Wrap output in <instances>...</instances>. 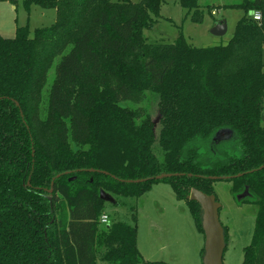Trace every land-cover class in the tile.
I'll return each mask as SVG.
<instances>
[{
    "label": "trees",
    "instance_id": "1",
    "mask_svg": "<svg viewBox=\"0 0 264 264\" xmlns=\"http://www.w3.org/2000/svg\"><path fill=\"white\" fill-rule=\"evenodd\" d=\"M176 1L196 23L215 8ZM25 4L55 9L56 20L0 34V264H140L137 227L101 222V190L139 198L168 183L204 233L189 195H216L221 180L235 197L249 186L258 211L242 264H264V0L232 4L244 16L227 44L209 47L182 32L148 40L164 0ZM149 93L159 96L158 135L151 117L122 105ZM221 129L233 131L223 149Z\"/></svg>",
    "mask_w": 264,
    "mask_h": 264
},
{
    "label": "rangeland",
    "instance_id": "2",
    "mask_svg": "<svg viewBox=\"0 0 264 264\" xmlns=\"http://www.w3.org/2000/svg\"><path fill=\"white\" fill-rule=\"evenodd\" d=\"M25 1L0 0V34L3 37L14 38L17 28L26 24H29L33 35L35 28L50 26L55 22V9L37 5L28 9ZM240 1L201 0L202 5H214L215 8L212 13L204 8L203 21L196 23L176 0H164L158 22L145 34L150 42H173L182 32L187 41L197 47L227 44L234 34L237 21L245 14L241 8L230 7ZM222 19L227 21V33L215 36L210 32L211 28L215 21ZM53 78L54 68L49 72L45 97ZM158 102L159 96L149 93L138 104L123 102L122 105L138 109L151 117L155 134L158 135L161 126ZM229 143V140H225L217 146L223 149ZM213 186L221 204L220 221L228 230L224 264H242L244 249L253 236L258 205L238 201L231 182L216 181ZM105 213L112 219L137 227V244L143 256L140 264H202L201 251L205 245V235L197 229L186 202L178 199L170 184H153L151 190L139 198L114 196L113 201L105 203ZM97 264L110 263L99 255Z\"/></svg>",
    "mask_w": 264,
    "mask_h": 264
},
{
    "label": "water",
    "instance_id": "3",
    "mask_svg": "<svg viewBox=\"0 0 264 264\" xmlns=\"http://www.w3.org/2000/svg\"><path fill=\"white\" fill-rule=\"evenodd\" d=\"M227 29V21L222 19L215 21L210 32L215 36H223L227 33ZM261 120L264 122V111L261 114ZM232 134L233 131L231 129H221L216 133L214 140L219 142L226 138H230ZM172 175L173 174H161L157 178L160 179ZM212 178L217 179L218 177L214 176ZM131 181L133 180H129V182ZM248 195H250V193L249 186L247 185L245 190L237 195V200L242 201ZM101 197L104 200L113 201V197L107 194L104 190H101ZM189 199L197 201L201 205L202 209L201 225L205 235L202 264H224V253L228 241L226 238L225 227L220 221L219 210L221 208V204L217 200V196L215 194H207L197 188H192Z\"/></svg>",
    "mask_w": 264,
    "mask_h": 264
},
{
    "label": "built area",
    "instance_id": "4",
    "mask_svg": "<svg viewBox=\"0 0 264 264\" xmlns=\"http://www.w3.org/2000/svg\"><path fill=\"white\" fill-rule=\"evenodd\" d=\"M261 12L260 11H257V12H254L253 14V17L255 20H258L260 21L261 20ZM109 220V217H108V214L104 213L102 216H101V222L102 223H107Z\"/></svg>",
    "mask_w": 264,
    "mask_h": 264
},
{
    "label": "flooded vegetation",
    "instance_id": "5",
    "mask_svg": "<svg viewBox=\"0 0 264 264\" xmlns=\"http://www.w3.org/2000/svg\"><path fill=\"white\" fill-rule=\"evenodd\" d=\"M230 138H231V137H230ZM230 138H228V139L226 138V139H224V140H222V141L229 140ZM220 142H221V141H219V142H216V143H220ZM259 168H264V165H263V166H261V167H259ZM243 191H244V190H243ZM249 193H250V191H249ZM239 194H240V193H239ZM248 196H249V195H248ZM248 196H247V197H248ZM247 197L245 198V200L243 199L241 202H247V201H248V199H249V198H247Z\"/></svg>",
    "mask_w": 264,
    "mask_h": 264
}]
</instances>
